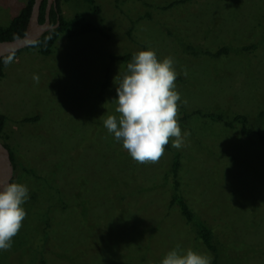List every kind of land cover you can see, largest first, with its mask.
Listing matches in <instances>:
<instances>
[{
	"label": "rangeland",
	"instance_id": "1",
	"mask_svg": "<svg viewBox=\"0 0 264 264\" xmlns=\"http://www.w3.org/2000/svg\"><path fill=\"white\" fill-rule=\"evenodd\" d=\"M23 4L0 0V27ZM94 4L99 13L59 0L65 20L77 15L106 37L59 35L48 56L22 50L0 78L11 179L29 189L26 218L0 264H40L41 253L45 264H160L177 244L208 254L168 207L173 153L178 193L209 227L218 264H264V0ZM220 48L218 57L205 53ZM148 49L174 58L179 124L190 135L182 149L170 141L157 163L139 164L103 119L115 114L120 57Z\"/></svg>",
	"mask_w": 264,
	"mask_h": 264
},
{
	"label": "clouds",
	"instance_id": "2",
	"mask_svg": "<svg viewBox=\"0 0 264 264\" xmlns=\"http://www.w3.org/2000/svg\"><path fill=\"white\" fill-rule=\"evenodd\" d=\"M183 74L187 76V71ZM177 76L174 58L158 59L148 49L134 53L125 71L114 77L116 97L111 102L115 114L104 118L103 126L136 163H157L170 141L178 150L186 146L190 132H182L179 124ZM33 80L38 84L39 76L34 74ZM28 199L29 189L23 183L0 186V251L11 249L26 218L23 205ZM212 259L210 254L177 244L160 264H212Z\"/></svg>",
	"mask_w": 264,
	"mask_h": 264
},
{
	"label": "trees",
	"instance_id": "3",
	"mask_svg": "<svg viewBox=\"0 0 264 264\" xmlns=\"http://www.w3.org/2000/svg\"><path fill=\"white\" fill-rule=\"evenodd\" d=\"M83 1L87 4V6L89 7L92 13L94 14L99 13V8L94 4V0H83ZM32 4H33V0H24V4L18 11L17 15H15L10 20L7 26L0 27V41H8L22 37L31 11ZM44 11H45V0H42L39 6V12L37 17L38 24H42L44 22ZM48 22L50 26H54L56 23L57 24L55 27H52L48 31L44 32L37 40L29 44L27 47L0 58V78L3 76V70L6 67L5 61L9 62L11 59L16 58L19 52L25 49H35L38 55L42 57H46L50 54L51 49L59 35L63 34L67 39L87 33H94L102 37H106V35L101 31V29H99L98 27L92 24L83 23L77 15L73 16L69 20H65L61 16L59 0H55L54 8H50L48 13ZM205 53L211 55V57H218L222 54H225L226 49L220 48L213 53H209V52H205ZM120 59L123 60L125 64H127L128 62H130V55H124L123 57H120ZM105 78L107 79V73L105 74ZM210 117L212 120L221 122V118L219 116H210ZM36 119L37 117H33L23 121L33 122L36 121ZM5 121H6L5 116L0 114V142L9 152V158L12 165V174H13L17 164L15 162V157L9 151L8 146L5 143L7 141V137L3 131ZM234 121H240L242 124L241 127L239 128L240 134L244 136H248L249 132L243 126L245 122L244 117L236 116L234 118ZM222 123L225 127L230 126L229 123L226 122H222ZM262 145H264V143H262ZM177 173H178V154L173 153L170 163L172 191L168 200V207L174 206L177 209L178 214L182 218V220L186 224H189L190 227L192 228L195 237V242H198L202 246V248L205 249L208 252V254L212 256L213 258L212 264H218L217 254H216L217 251H216V247L212 243V234L209 227L206 224H204L202 221H199L195 218V216L192 214V212L186 205L185 201L183 200L182 196L178 193L177 190L178 182L176 180ZM10 182H12V179L10 180ZM46 238L47 235L45 234L43 236L41 248L44 247L46 243ZM38 256L40 259L39 263L45 264L42 258V253L41 255Z\"/></svg>",
	"mask_w": 264,
	"mask_h": 264
},
{
	"label": "water",
	"instance_id": "4",
	"mask_svg": "<svg viewBox=\"0 0 264 264\" xmlns=\"http://www.w3.org/2000/svg\"><path fill=\"white\" fill-rule=\"evenodd\" d=\"M42 0H33L31 11L22 37L8 41H0V58L17 52L37 40L44 32L54 26L48 22V13L50 8L55 7V0H45L44 22L37 23L39 6ZM12 178V165L8 150L0 142V186L10 182Z\"/></svg>",
	"mask_w": 264,
	"mask_h": 264
}]
</instances>
